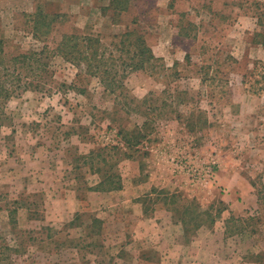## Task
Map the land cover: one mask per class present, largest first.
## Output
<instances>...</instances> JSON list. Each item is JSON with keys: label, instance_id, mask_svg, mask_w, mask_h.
Here are the masks:
<instances>
[{"label": "rangeland", "instance_id": "1", "mask_svg": "<svg viewBox=\"0 0 264 264\" xmlns=\"http://www.w3.org/2000/svg\"><path fill=\"white\" fill-rule=\"evenodd\" d=\"M108 2L0 0L7 60L71 33L98 36L117 56L112 38L132 20L156 57L114 92L77 78L83 70L60 57L49 60L44 92L7 86L0 236L17 250L12 264H204L212 255L264 264V91L252 93L264 73L255 37L264 34V0H234L226 18L135 0L119 24L103 12ZM37 9L61 16L43 42L32 36ZM243 14L258 16V29L243 28ZM116 176L120 188L95 190Z\"/></svg>", "mask_w": 264, "mask_h": 264}, {"label": "trees", "instance_id": "2", "mask_svg": "<svg viewBox=\"0 0 264 264\" xmlns=\"http://www.w3.org/2000/svg\"><path fill=\"white\" fill-rule=\"evenodd\" d=\"M134 4L135 0H109L102 10L104 13L110 14L113 24H119L121 16L129 13L135 6ZM60 18L59 14L51 15L42 9H37L30 16L33 38L42 42L45 41L52 34L55 24ZM131 26L123 33L114 35L112 38L113 42L111 45L118 53L117 56L113 55V51L109 52L98 36L71 33L62 35L52 49L45 45L40 51H28L10 57L11 59H8V61L5 58L2 42L0 41V97L7 101L13 96V91L7 86H12L15 81L21 83L25 81V83L22 85L18 83L14 89L44 92L47 88H45V78L47 76L48 79L53 78V73L49 67V60L52 57H60L71 66L79 70L82 69L83 73L77 74V78L82 79V75H84L98 79L105 91L114 92L116 89H122L123 80L128 75L145 71L156 61V57L147 43V34L139 29L136 20H132ZM255 37H261V44L264 45L263 33H256ZM6 61L11 65L7 64ZM28 76H33L35 79L27 81L26 78ZM259 82L262 83L259 92L253 91V94H259L264 91V73L261 75V81ZM61 86L66 89H76L75 85L66 86L63 84ZM123 154L125 155V153ZM131 156L128 155L127 157L131 158ZM93 159L94 157L90 154L88 160ZM88 160H86V164H89L91 170H93L94 161L89 163ZM100 161L103 165H108V161L105 158H101ZM118 176L115 177L117 182L109 181L108 177H105L107 180L103 179L95 190L104 191L107 183L115 189L120 188L119 185L121 183ZM10 216L14 221L12 213ZM11 251L16 252L17 250L7 245L0 236V264H12L10 259Z\"/></svg>", "mask_w": 264, "mask_h": 264}, {"label": "crops", "instance_id": "3", "mask_svg": "<svg viewBox=\"0 0 264 264\" xmlns=\"http://www.w3.org/2000/svg\"><path fill=\"white\" fill-rule=\"evenodd\" d=\"M190 1L189 0H176V3H177L176 8H178L177 10L181 11L182 14H186L187 16L189 15V12L198 14V8L200 7V8L206 9L212 15H217L219 13L221 15H224L226 18L227 15L225 14H226L227 7L230 8L232 3H234L233 2L234 0H192L194 4L192 3L191 5ZM198 3L200 4L197 5ZM241 17H243V18H240V19H243V20H240V22L243 25V28H245V26L251 25L252 28L249 30L254 31L255 29H258V26L260 24V21H259L260 19L258 16L252 15V14L251 15L243 14V16L241 15ZM176 33H178V31H176ZM206 258H207V261L204 264H218L219 263V260H215L213 255L212 257L209 256ZM195 260H197V258ZM198 262H199L198 264H201L203 260H199Z\"/></svg>", "mask_w": 264, "mask_h": 264}]
</instances>
